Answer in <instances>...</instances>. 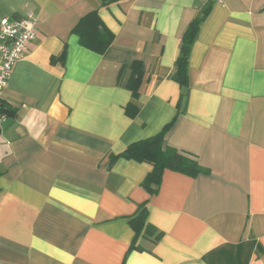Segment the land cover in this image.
<instances>
[{"label":"crops","instance_id":"crops-1","mask_svg":"<svg viewBox=\"0 0 264 264\" xmlns=\"http://www.w3.org/2000/svg\"><path fill=\"white\" fill-rule=\"evenodd\" d=\"M208 3L185 101L172 74ZM93 10L115 35L104 54L73 32ZM29 11L37 35L1 99L0 264H264V0H0V20ZM171 122L164 144L209 172L166 169L152 195L151 163L111 155ZM143 202L164 235L130 251Z\"/></svg>","mask_w":264,"mask_h":264},{"label":"trees","instance_id":"trees-1","mask_svg":"<svg viewBox=\"0 0 264 264\" xmlns=\"http://www.w3.org/2000/svg\"><path fill=\"white\" fill-rule=\"evenodd\" d=\"M212 9V3H208L192 20L182 35L180 54L175 62V70L172 78L183 88V99L189 98L190 79L189 65L193 45L195 44L201 26L206 20ZM73 32L79 36V42L84 47L104 54L115 39L114 33L105 25L101 19L98 10H93L84 15L73 29ZM66 49L60 55L64 59ZM144 77L143 64L140 61H134L132 64V74L127 83V88L132 92V101L125 108L126 114L134 118L139 112L137 100L139 90ZM0 109L3 112L12 113L6 104L1 101ZM173 122L167 124L161 132L146 139H142L130 144L125 151L118 155H111V164L118 158L133 159L138 162H148L153 165L151 172L142 181V187L150 194H156L161 186L163 173L166 169H171L192 177L199 174L208 173L209 169L202 166L193 154L181 151L173 146L164 144L165 134L171 128ZM130 224L135 231L130 251H146L143 245L138 244L140 237L148 240L151 244H156L163 237V231L148 222L147 203L139 205L137 212L131 216Z\"/></svg>","mask_w":264,"mask_h":264},{"label":"built area","instance_id":"built-area-1","mask_svg":"<svg viewBox=\"0 0 264 264\" xmlns=\"http://www.w3.org/2000/svg\"><path fill=\"white\" fill-rule=\"evenodd\" d=\"M38 26L39 18L32 11L24 15H7L0 20V102L16 63L36 38ZM6 119L7 115L0 113V126Z\"/></svg>","mask_w":264,"mask_h":264}]
</instances>
